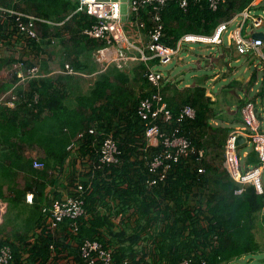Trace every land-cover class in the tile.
Segmentation results:
<instances>
[{
	"label": "trees",
	"instance_id": "obj_1",
	"mask_svg": "<svg viewBox=\"0 0 264 264\" xmlns=\"http://www.w3.org/2000/svg\"><path fill=\"white\" fill-rule=\"evenodd\" d=\"M253 2L254 0H225L213 8L210 0H188L186 7H182L179 0H170L161 11L166 29L164 41L176 46L186 33L212 35L221 22L229 20L247 7L252 9L257 6ZM78 4V0H0L2 6L33 14L41 19L64 21L63 25L38 21L42 41L33 38L26 40L38 58L42 57L47 48L54 47L60 41L65 48V59L75 69L78 65L82 66L79 60L81 54L89 49L96 50L104 44L82 32L95 22V17L76 12L68 18ZM255 9L264 10V5H258ZM150 11L151 7H148L140 12V17L136 14L131 16L136 21L138 18L143 19L151 26ZM14 35H17L14 18L0 17V44ZM51 36L57 39V43L53 44L48 39ZM14 60L13 56L0 57V73ZM32 62L33 59L29 63ZM140 64L139 78L143 80L141 89L126 87L130 78L118 68L113 70L116 72L114 76L117 83L112 84L107 73H103L91 91L82 96L74 117L67 114L72 109L64 101L66 88L63 87L62 76L29 80L27 88L20 89L26 100L15 108L1 109L0 132L1 129H5L7 133L19 131L18 136L23 137L25 129L31 124L32 131L28 132L29 135L35 136L38 144H42L41 139L46 141L43 144L48 148L47 156L42 159L46 166L41 171L32 170L38 176L46 177L49 170L64 172L69 155L67 144L79 131L85 132L80 143L83 154L95 156L94 150L103 141V135H93L89 132L90 128L98 133L112 134L121 150L119 163L82 174L80 181L89 216L78 219V231H71L72 221L69 219L64 220L59 227V230H63L64 226L67 236L75 239L76 244L67 242L66 237H58V230L53 234L45 229L46 216L42 213L41 206L50 201L45 194L46 182L28 185L33 190L34 202L28 212L30 216L24 227L25 232L16 231L14 239L10 236L0 237V246H11L15 264H23L24 250L30 252L28 261L25 262L27 264H59L57 262L64 253L73 255L80 264H85L80 256V246L87 238L97 239L112 249L114 262L128 259L131 264H180L185 259H192L193 264H238L242 257L263 249L258 234L264 231V184L262 183L263 192H259L253 183L236 180L225 164V155L227 134L245 123L241 109L249 102H254L256 111L262 110L259 106L264 105V78L254 98L248 95L238 98L235 103L237 105L232 108L234 112L215 108V100L207 95L206 85L202 81L186 87L180 100L177 99L180 91L173 80L169 77L164 81L162 91L174 118L170 124L161 120L158 123L169 131L180 127L181 133L206 153L201 158H197L196 154L182 156L179 161L172 163L163 180L149 186L147 180L151 173L143 157L147 145L146 124L138 114V106L140 100L155 89L142 76L146 69L145 62ZM258 78L255 73L248 85L255 87ZM236 84L243 86L235 81L231 87ZM8 85L6 81L0 83V91L9 88ZM35 94H39L37 102L33 100ZM258 96L260 101L257 103ZM186 104L196 108V116L178 123L176 117ZM213 120H220L221 124L216 125ZM43 125L49 126V135L48 131H41ZM62 133L66 134V139L62 137ZM246 144L239 146L238 151ZM74 160L75 158L68 165L72 185L77 171ZM260 162L258 151L252 147L242 169L246 171ZM200 168L203 170L200 171ZM240 188L243 189L242 192H236ZM111 203L115 204V215L131 212L136 218L135 227L128 238L125 236L127 228L113 230L110 221L113 212ZM100 206L107 207L110 213L100 209ZM19 215L7 218V223H11L13 219L18 220ZM38 227H43L44 233L29 243L27 239L34 235ZM51 244L55 245L54 249H51Z\"/></svg>",
	"mask_w": 264,
	"mask_h": 264
},
{
	"label": "built area",
	"instance_id": "obj_2",
	"mask_svg": "<svg viewBox=\"0 0 264 264\" xmlns=\"http://www.w3.org/2000/svg\"><path fill=\"white\" fill-rule=\"evenodd\" d=\"M79 4L75 11L68 16L70 18L76 12L87 13L95 17V22L86 27L82 32L90 38L101 40L103 46L96 49L95 57L101 63L107 61L116 62L119 69H125L129 61H142L146 64L142 76L155 89L151 94L140 100L138 106V114L146 124V142L143 157L147 161V166L151 173L147 180L149 186H153L163 180L167 171L171 168L173 162L180 160L182 156L196 154L197 158L205 156L203 149H198L192 140L181 133L180 127H175L171 131L164 129L158 121L164 123H172L173 113L168 107L165 95L162 91L163 83L168 77L158 69L153 67L155 61L162 64H168L173 60L175 54L181 49L183 42H204L210 44L223 43V34L228 31V22H221L212 35L186 33L184 34L176 46L167 44L164 39L166 37V29L162 19L161 11L170 0H130L129 3L123 0H78ZM182 7L188 5V0H179ZM211 6L216 8L220 1L210 0ZM262 0H254L253 4H257ZM125 5L127 8L125 9ZM151 7L150 21L138 18L137 24L139 28L147 31L148 42L146 48H138L140 55L132 53L130 48H137L128 39L125 32V19H129L132 14L139 15L143 9ZM250 7L243 10L244 18L250 16ZM14 18V24L17 28V36L19 37L22 47L27 49V39L33 38L41 42L43 39L42 32L37 25L38 21H47L56 25H63L62 22H51L41 19L33 14L25 13L19 10L8 8L0 5V17L2 19ZM263 20L261 16L256 18L254 26L259 27ZM243 26V25H242ZM242 26L229 32V41L236 44L240 53H252L264 60V39L255 38L253 36H244ZM53 44L57 43L55 37H48ZM29 47V46H28ZM116 49L114 56L111 55L112 50ZM45 54V53H44ZM41 58L35 56L26 57L19 54L15 60L6 66L0 73V83L6 81L10 83V87L0 91V107L15 108L20 102L25 101L26 97L20 89H26L29 80L50 76L42 69ZM33 62L30 64L31 60ZM29 60V61H28ZM105 65V64H103ZM57 74H77L79 71L67 62L56 71ZM22 86V88H21ZM34 101L39 100V94H35ZM244 125L238 126L234 131L229 133L226 144V160L225 164L232 176L242 183H253L259 192H263L262 173L264 170V129H262V121L259 118L256 105L249 102L242 109ZM1 116V110H0ZM196 116V108L191 104L182 107L180 114L176 117L178 123L187 119H193ZM89 132L95 136L103 135L101 145L94 150L95 156L83 154L80 150V143L85 137L84 131H79L67 146L69 157L71 153H76L75 159L84 164L85 169L94 172L96 169H102L105 166L117 164L120 161L121 150L118 141L112 134L98 133L94 128H90ZM244 134L247 143H252L258 151L261 162L259 165L250 166L246 171L242 169V158L239 154L238 147L235 144L236 137ZM33 165L37 169H44L46 164L40 159H34ZM84 169V168H83ZM203 169L200 168V171ZM74 193L65 194L60 197L49 196V203L41 206L42 213L46 216V229L56 234L59 231L60 224L64 220H71V231H78L80 223L78 219L82 216L87 217L88 213L85 208V198L83 197L84 189L82 185L75 187ZM242 188L236 192H242ZM27 201L34 202V193L30 192L26 196ZM126 217L125 213H120L115 218L122 221ZM39 235L44 233L43 228L39 229ZM55 245L51 244V249ZM80 256L85 264H131V261L125 259L121 262H114L113 250L107 248L101 241L97 239L87 238L80 246ZM0 264H14L13 251L10 245L0 246ZM65 264H79L74 257H70ZM180 264H193L192 259H185Z\"/></svg>",
	"mask_w": 264,
	"mask_h": 264
},
{
	"label": "crops",
	"instance_id": "obj_3",
	"mask_svg": "<svg viewBox=\"0 0 264 264\" xmlns=\"http://www.w3.org/2000/svg\"><path fill=\"white\" fill-rule=\"evenodd\" d=\"M123 1H127V3H129L130 0H123ZM259 3L257 4L255 3L254 5L258 6ZM257 6L253 8H256ZM126 8H127V5H125V9ZM242 12L236 13L229 20H226L229 23L228 27L232 26L233 27L232 30H234V29L240 28L243 25L242 26L243 35L253 36V33L255 31H259L258 29L264 26V10H262V13L256 14L255 10L251 9L250 16L248 18H244V16L242 15ZM260 16L263 22L259 27H255L254 21L256 18H259ZM126 21L127 19H125V23ZM135 23H136V27H138V31L134 33V37H129L128 30L126 29V25H125V32H126L128 39L135 45V47H137V48H130V50L132 51L133 54L140 55V51L138 48L147 49L145 46L148 42V37L147 35L142 34L144 29L139 28L137 21ZM5 43H6V47H8V49H6V53L8 51L11 53V55H8L9 57L13 56L14 58H16V56H19V54L24 55L26 57H32L34 55V52H32L30 46L29 47L27 46V49L26 48L24 49L22 47L21 41L17 35H14V37H12L10 40L8 39L7 41H5ZM1 44H2V41H1ZM223 44H224V41L223 43L218 44V45H223ZM56 45L54 47L47 48V51L45 52L42 58V61H41L42 69L45 73L49 74L50 76H55V77L62 76L64 78L63 87L66 88V98L64 99V101H65V104L68 106V108L72 109L71 111H68L67 114L68 116L70 115L71 117H74L75 116L74 112L76 111L77 105L82 101L81 99L82 96L88 94L91 91V88L94 86L95 82L98 80V78H100V76L103 73H107L106 75L110 77L112 84L115 82L117 83V80L115 79V76H114L116 72H113V70H115V68H118V67L116 65V62H113V61H110V62L105 61L101 63L95 57L96 50L89 49V50H86V52H88L89 55L80 56L79 58L80 63L82 65L80 67L79 65L78 67H76V69L78 68L77 70L79 71V73L72 74V75L71 74H57L56 71L61 69L65 65V63L70 62V61L69 60L67 61L66 59L64 60V57L60 56L61 53L59 52V50L55 49ZM57 47L63 48L62 45L57 46ZM90 52H91V55H90ZM93 53H94V56H93ZM115 53H116V49H114L111 52V55L114 56ZM64 54L65 53L63 50L62 55ZM231 54H232L231 56L236 58L238 62H240L241 55H246L245 58L247 62L255 60L254 54L240 53L238 52L235 46L231 48ZM223 56L225 57L230 56V53L227 51L225 47L222 52V57ZM140 62L142 61H137V60L129 61L125 69L118 68L119 70L125 72L127 76L130 78L129 83H126V87L132 88V89L136 88V90L142 88L143 86L142 81L132 82L134 78L133 74L135 73V70H137L138 73H140L139 71L140 65H141ZM218 63H221V62L218 61ZM229 68H231L232 71H235V72L239 71L238 69H234V66H230ZM262 70H263V77L258 78V80L260 79V81L263 80L264 78V67H262ZM223 73H224L223 76H226V72H223ZM86 78H90L91 80L86 79ZM224 79H226V77H224ZM251 79L252 78L250 76L244 77L243 75H239V76L237 75V80L238 82L242 83V85L248 83ZM8 84L10 85V83ZM84 86L88 89H84L83 88ZM238 86L240 85L237 84L236 87ZM225 87H228L231 89L230 90L227 88L228 92L232 91L235 88L231 86H225ZM250 89L253 91L254 86L251 85ZM256 90L259 91L260 89H258L257 87ZM243 91L245 92V90ZM234 94L237 96L236 92H234ZM238 96L242 98L243 95L238 94ZM2 108H5V107L3 106L0 107V110ZM62 113L64 114V112ZM259 118L262 121V128H263V120L261 118V115H259ZM31 126L32 125L30 124L29 128L25 129L23 137L18 136L19 131L16 133L15 132L7 133L5 129H1V132H0V237L5 238V237L10 236L12 237V239H14L13 236L15 235L13 234L16 231L20 230L22 232H25L24 227L29 220L28 216H30V213L28 212L31 211V208H32L31 206L33 204V203L28 202L26 198L27 194L33 191L28 188L29 184L34 185L35 182L45 181L46 182L45 194L47 198H49L50 195L62 196L65 194L74 193L76 190L75 188L76 184H79V183L81 184L80 180L82 178V174H88L89 172L87 168L85 169L84 164H80L75 159L74 160L76 163L75 169L77 170L76 179L74 180L73 185L70 184V174H69L70 167L68 168V165H69V162H71L76 155V153H71L70 157L69 155L67 157V164H66L67 167L64 169V172L49 170L48 173H46V177L45 175L38 176L39 174L36 175L35 173H32V170L37 169L34 167L32 161H34V159H41V160L45 159L47 156L48 148L45 147V144H43L44 142H46L45 140L43 139H41V141L39 140L40 143L42 144H38L37 143L38 140L37 141L35 140V136L33 137L29 135L28 132L32 131L30 129ZM48 129H49L48 125H43L41 128V131L45 133L48 131V135H49L50 129L49 130ZM65 130L69 131L67 129ZM245 155H248V152L245 153ZM37 170L41 171L42 169H37ZM111 204L113 206V212L110 217V221L112 222L113 230L119 231L122 228L123 229L127 228L126 229L127 234L125 236L128 238L129 235L133 232V229L136 224V218L130 212V213L125 214L126 217L122 221L120 222L117 221L115 218L118 215L114 214L115 204L114 203H111ZM99 208L108 214L110 213L107 210V207L105 206H100ZM18 213L20 214L19 215L20 217L18 218V220L13 219L11 223L9 222L7 223V218H11V217L15 218ZM88 216L89 214L87 215V217ZM40 228L41 227H38L36 229L34 235H32L31 237L29 236V238L27 239L29 243L34 242L36 238L39 236L38 232ZM59 231L60 232H58V235H57L58 237L60 238L66 237L67 242H69L70 244H76L75 239H72L67 236V230L64 229V226H63V230H59ZM32 233L33 231L30 234ZM22 254L24 258L23 264H27L25 262L28 261L30 252L28 250H24L22 251ZM66 254L67 253L62 254L64 256L60 259V261L58 260L57 263L65 264L66 261L70 259V257H74L73 255H66ZM54 258H56V256ZM51 261L53 260L51 259ZM14 264H15V261H14Z\"/></svg>",
	"mask_w": 264,
	"mask_h": 264
},
{
	"label": "rangeland",
	"instance_id": "obj_4",
	"mask_svg": "<svg viewBox=\"0 0 264 264\" xmlns=\"http://www.w3.org/2000/svg\"><path fill=\"white\" fill-rule=\"evenodd\" d=\"M258 5L261 6L264 5V0L260 2ZM252 10H255L256 14L262 13L261 9L258 10L252 8ZM132 16L131 18L129 17V20L127 18V21L125 23L129 37H134V33L138 31V27H136V23H135L136 20H134ZM232 28H233L232 26H229L228 31L224 32L223 45L210 44L204 42H190V41L183 42L181 49L178 51L177 54L174 55L173 60L170 63L162 64V63H158L157 61H155V63L152 62V64H154L153 67L155 69L161 70L168 78L170 77L173 80V84L180 91L179 95L177 96L178 100L182 98L183 96L182 94H184V90L186 89V87L196 84V81L198 82L202 81L206 85L207 95H210L211 98L215 100L214 102L215 108H225V109H229L231 112H234L235 110H232V108H234L237 105L235 103L237 102L238 98H241L238 96V94L240 95L242 94L243 95L242 97H245L246 95H248L250 98L255 97L257 93L256 88L257 87L258 89L260 88L259 87L261 82L260 79L258 80V82L255 83V87L253 91L250 89V85H248V83L238 87H236L237 85L236 84L235 86H233L235 88L230 92L227 91L230 88L225 87V86L234 85L235 81H238L237 75L238 76L243 75L244 77L250 76L252 78V76L256 73L258 74L259 78L263 77L262 67H264V60H262L260 57L254 55L255 60L247 62L245 58L246 55H241L240 62H238L236 58L231 56L232 55L231 48H233L234 46L237 48L236 44H232L229 42L228 35L229 32L232 31ZM258 30L264 31V26L260 27ZM142 34L147 35L145 34V30H143ZM59 42L56 45L55 49L59 50V52L61 53L60 56L64 57L65 60V55H62L63 50L65 51V48L57 47L61 45V43ZM224 47L230 53V56L222 57V52ZM6 49H8V47H6V43L2 42V44L0 45V55H1L0 57H6V56L9 57L8 55H11L9 51L6 53ZM87 55H89V53L85 51L80 56H87ZM218 61H220L221 63H218ZM229 64L230 66H234V69H238L239 71L236 72L232 71V69L229 68L230 67ZM223 72H226V76H223L224 74ZM139 74L140 73H138V71L135 70V73L133 74L134 78L132 82H139V81L143 82L142 79L138 78ZM224 77H226V79H224ZM86 79L91 80L90 78H86ZM83 88L88 89L85 86ZM243 90H245V92ZM170 91L172 92V90ZM234 92H236L237 96L234 94ZM258 101H260L259 98L256 99V102ZM259 105L261 104L259 103ZM259 109H263L260 110V112H261V118L263 120L262 129H264V105L259 106ZM260 112L257 111V114H260ZM213 123L219 125V123L221 124V121L213 120ZM222 124L225 125V123ZM228 135L229 134H227V136ZM62 137L66 139V134L62 133ZM252 147L253 144L248 143L246 144L245 147L239 149L242 158L241 160L242 164H244L246 161L245 153L249 152ZM225 160H226V155H225ZM261 178H262V183L264 184V170ZM258 240L260 241V243H262L261 248L263 249L259 250L255 254H251L248 256L246 255L242 257V259L238 261V264H264V231L258 234Z\"/></svg>",
	"mask_w": 264,
	"mask_h": 264
},
{
	"label": "water",
	"instance_id": "obj_5",
	"mask_svg": "<svg viewBox=\"0 0 264 264\" xmlns=\"http://www.w3.org/2000/svg\"><path fill=\"white\" fill-rule=\"evenodd\" d=\"M253 37L264 39V31H255L253 33ZM246 142H247V138L244 134H240L236 137L235 144L237 146H241V145L245 144Z\"/></svg>",
	"mask_w": 264,
	"mask_h": 264
}]
</instances>
